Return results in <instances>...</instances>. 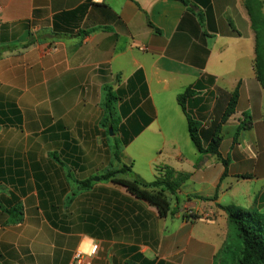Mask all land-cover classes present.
I'll list each match as a JSON object with an SVG mask.
<instances>
[{
  "label": "crops",
  "instance_id": "crops-1",
  "mask_svg": "<svg viewBox=\"0 0 264 264\" xmlns=\"http://www.w3.org/2000/svg\"><path fill=\"white\" fill-rule=\"evenodd\" d=\"M79 8L58 22L70 32H54L55 16ZM254 61L244 0H0V264H73L93 244L86 264H214L232 230L220 207L264 209ZM235 90L223 177L187 117L206 147ZM166 167L189 178L165 218L102 178L151 183Z\"/></svg>",
  "mask_w": 264,
  "mask_h": 264
},
{
  "label": "trees",
  "instance_id": "trees-1",
  "mask_svg": "<svg viewBox=\"0 0 264 264\" xmlns=\"http://www.w3.org/2000/svg\"><path fill=\"white\" fill-rule=\"evenodd\" d=\"M244 5L247 10L251 28L255 36V61L254 69L256 73L257 81L260 83L261 87L264 89V14H263V4L261 0H244ZM82 8L77 11L63 13L57 15L53 19L52 27L54 32L68 33L67 28H63L58 25L68 23L67 18L72 17L74 14L79 13ZM66 25V24H65ZM190 97V92L186 91L184 95L178 97V101L182 106V101L185 98ZM237 91L235 90L229 98V102L226 107V111L210 136V141L206 147L202 145L201 142V131L199 129V124L193 121L190 117H187L188 129L191 141L195 146L196 150L200 154H213L221 161L224 167L223 177L227 174L228 162L223 159L219 153V146L221 143V125L235 112L236 102H237ZM114 101L116 97L113 95L111 90H106V98L104 109L107 113L104 126L111 128V131L115 129V121L111 118L114 110ZM244 122L241 127L236 131V134L240 130H244ZM236 136V135H235ZM236 140V137H234ZM125 144H127L125 142ZM127 167H123L120 173H125L128 171ZM159 177H157L153 182L146 183L141 179L130 175V179H118L116 178L115 172H108L102 178L110 180L113 184L124 187L128 192L135 198L142 200L156 208L159 215L165 218L169 213H171L170 204L168 200V195H173L177 198V192L180 186L187 181L189 175L183 173H176L170 168H159ZM238 178L247 179V176H242ZM88 183L81 184L82 187H86ZM199 198L203 201H213L216 199V195L212 198ZM228 217V222L233 226L241 242V248L238 255L230 254V246L227 243L221 253L223 254L220 262L218 264H264V212L262 209H256L253 211H246L235 206H225L220 207ZM13 211L18 213V217L15 218L16 222L20 221V210L15 208ZM220 253V254H221Z\"/></svg>",
  "mask_w": 264,
  "mask_h": 264
},
{
  "label": "rangeland",
  "instance_id": "rangeland-1",
  "mask_svg": "<svg viewBox=\"0 0 264 264\" xmlns=\"http://www.w3.org/2000/svg\"><path fill=\"white\" fill-rule=\"evenodd\" d=\"M261 1L264 2V0H261ZM263 14H264V12H263ZM224 138L226 140L227 136L225 135ZM261 186H264V180L263 181H259L257 184H255L254 190L255 189H259ZM252 191H253V188L251 189V192ZM242 196L243 195H240L239 197L241 198ZM172 203L174 204L173 201H172ZM262 212H264V209L262 210ZM231 227H232V230H231V233H230V235L228 237V240H227V243L230 246V251L229 252H230V254H233V255H236L237 254L238 255V253L240 251V248H241V242H240V239H239V237L237 235L236 229L233 226H231ZM222 256H223V254L222 253L221 254L219 253V255L215 259V263L214 264H218L220 262Z\"/></svg>",
  "mask_w": 264,
  "mask_h": 264
},
{
  "label": "built area",
  "instance_id": "built-area-1",
  "mask_svg": "<svg viewBox=\"0 0 264 264\" xmlns=\"http://www.w3.org/2000/svg\"><path fill=\"white\" fill-rule=\"evenodd\" d=\"M98 249V246L96 244L91 245L88 252L84 251L83 249H79L76 251L74 257H73V264H86L87 258L93 256Z\"/></svg>",
  "mask_w": 264,
  "mask_h": 264
},
{
  "label": "water",
  "instance_id": "water-1",
  "mask_svg": "<svg viewBox=\"0 0 264 264\" xmlns=\"http://www.w3.org/2000/svg\"><path fill=\"white\" fill-rule=\"evenodd\" d=\"M109 132H110V133L112 132L111 129H109Z\"/></svg>",
  "mask_w": 264,
  "mask_h": 264
}]
</instances>
